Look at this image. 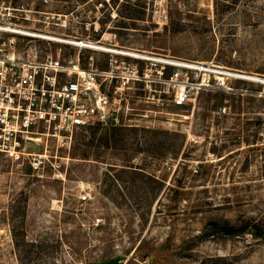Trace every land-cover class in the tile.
<instances>
[{
  "label": "rangeland",
  "instance_id": "rangeland-1",
  "mask_svg": "<svg viewBox=\"0 0 264 264\" xmlns=\"http://www.w3.org/2000/svg\"><path fill=\"white\" fill-rule=\"evenodd\" d=\"M0 24L24 59L102 69L66 42L101 41L242 76L180 107L131 92L40 174L0 162V264H264V0H0Z\"/></svg>",
  "mask_w": 264,
  "mask_h": 264
},
{
  "label": "built area",
  "instance_id": "built-area-1",
  "mask_svg": "<svg viewBox=\"0 0 264 264\" xmlns=\"http://www.w3.org/2000/svg\"><path fill=\"white\" fill-rule=\"evenodd\" d=\"M4 26L10 24H0V32L17 34ZM66 42L101 51L91 48L101 41ZM13 44L0 45V162L35 174L46 167L50 138L70 140L74 131L118 124L131 92L140 91L151 101L167 97L180 107L205 91H231L227 81L241 76L213 63L118 49L106 43L101 44L107 47L101 52L108 55L102 69L92 58L84 65L79 57L67 62L59 55L20 58ZM87 198L84 195L80 200ZM95 221L98 225L103 219Z\"/></svg>",
  "mask_w": 264,
  "mask_h": 264
},
{
  "label": "bare ground",
  "instance_id": "bare-ground-1",
  "mask_svg": "<svg viewBox=\"0 0 264 264\" xmlns=\"http://www.w3.org/2000/svg\"><path fill=\"white\" fill-rule=\"evenodd\" d=\"M6 30H8V31H10V32H12V33H17V34H22V33H24V34H29V35H32L31 33H27V32H23V31H20V30H10L8 27H7V29ZM74 44V43H73ZM96 45V44H95ZM94 45V47L93 48H95V49H97V50H105V48L104 47H99V46H95ZM92 46V45H91ZM107 48V47H106ZM240 78H242V76H240Z\"/></svg>",
  "mask_w": 264,
  "mask_h": 264
}]
</instances>
